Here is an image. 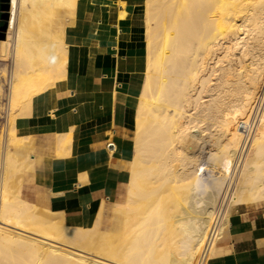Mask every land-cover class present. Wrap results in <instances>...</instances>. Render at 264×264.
Wrapping results in <instances>:
<instances>
[{"label": "bare ground", "instance_id": "obj_1", "mask_svg": "<svg viewBox=\"0 0 264 264\" xmlns=\"http://www.w3.org/2000/svg\"><path fill=\"white\" fill-rule=\"evenodd\" d=\"M12 1L6 39L0 33V58L11 63L0 109V264H215L233 211L264 203V0H141L145 68L125 195L113 224L100 201L81 226L23 200L22 176L9 180L35 98L46 94L61 127L77 87L69 33L93 3ZM70 136L59 132L57 145L70 148Z\"/></svg>", "mask_w": 264, "mask_h": 264}, {"label": "crops", "instance_id": "obj_2", "mask_svg": "<svg viewBox=\"0 0 264 264\" xmlns=\"http://www.w3.org/2000/svg\"><path fill=\"white\" fill-rule=\"evenodd\" d=\"M91 1L93 7L81 12L77 22L79 38L71 43L77 87L70 90V103L59 116L61 127L55 130L51 125L42 94L18 133L26 138L18 148L16 166L22 176L21 198L40 210L63 215L71 226L90 225L101 202L106 212L103 223L113 224L108 209L125 195L134 111L144 72L141 0ZM121 8L127 12L125 19L118 18ZM59 132L71 135L70 148L57 145ZM60 148L70 150L69 154L62 151L60 157ZM263 207L264 203L237 208L215 264H264Z\"/></svg>", "mask_w": 264, "mask_h": 264}, {"label": "rangeland", "instance_id": "obj_3", "mask_svg": "<svg viewBox=\"0 0 264 264\" xmlns=\"http://www.w3.org/2000/svg\"><path fill=\"white\" fill-rule=\"evenodd\" d=\"M11 1L12 0H10V5H11ZM13 2V1H12ZM141 6H142V9L144 10V5H143V3L141 2ZM13 8H14V2H13ZM7 14H8V16H9V14H10V9H9V11H7ZM0 15H1V12H0ZM11 15V14H10ZM80 17V16H79ZM9 19V18H8ZM80 18H78V22L80 21L79 20ZM10 20H8V21H6V20H2V19H0V33L1 34H3V38H5L6 39V37H7V31H8V29H9V27H11L10 26V22H9ZM4 25H6V29H5V31L4 32H1V30H2V28L4 27ZM76 29L74 30V31H71L70 33H69V38H68V42L69 43H72L73 41H74V39H77V38H79V31L80 30H78L77 29V27H75ZM71 36V37H70ZM73 37V38H72ZM3 38H0V41H1V39H3ZM144 42H145V35H144ZM144 45V44H143ZM144 52H145V49H144ZM10 62L8 61V58L7 59H1L0 58V91L2 92V93H0V109H1V107H4L5 106V94H7V79L5 78V76H4V71H5V73H7V71H9L10 70ZM144 68H145V62H144ZM3 75V76H2ZM4 77V78H3ZM4 80H3V79ZM143 79H144V77H143ZM142 82H143V80H142ZM6 85V86H5ZM4 97V98H3ZM4 112L3 111H0V132L2 133H0L1 135H3V134H5V132H6V130L5 129H7L6 128V125H5V118H4V114H3ZM22 146V143H20V144H18V146H17V150H16V153H15V155L13 156V162H14V164H13V167L12 168H10V171H11V178H10V180H9V185L10 186H12L17 180H18V178H19V176L17 175V170H16V166H17V159H18V148L19 147H21ZM129 165H130V160L128 161V163H127V165H126V169H127V171L129 172ZM126 188V185H125V187L123 188V190H122V193H123V191H124V189ZM125 193V192H124ZM116 206V205H115ZM115 206H113L111 209L109 208L108 210H111L112 211V213H113V217L112 218H114V216H117V215H114V214H116V213H114V209H115ZM237 210V209H236ZM236 210H234L233 212H235ZM116 219H118L117 217H116ZM221 255V253L219 252V253H217L216 254V256H220Z\"/></svg>", "mask_w": 264, "mask_h": 264}, {"label": "water", "instance_id": "obj_4", "mask_svg": "<svg viewBox=\"0 0 264 264\" xmlns=\"http://www.w3.org/2000/svg\"><path fill=\"white\" fill-rule=\"evenodd\" d=\"M10 9V0H0V19L2 20H8L9 16L7 14V11ZM6 29V25L2 28L1 32H4Z\"/></svg>", "mask_w": 264, "mask_h": 264}]
</instances>
